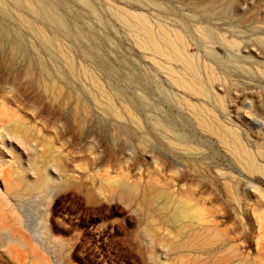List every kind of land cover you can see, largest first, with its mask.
I'll return each instance as SVG.
<instances>
[{"label":"rangeland","instance_id":"374dc122","mask_svg":"<svg viewBox=\"0 0 264 264\" xmlns=\"http://www.w3.org/2000/svg\"><path fill=\"white\" fill-rule=\"evenodd\" d=\"M3 1L0 264H264V0ZM120 10L180 31L191 68Z\"/></svg>","mask_w":264,"mask_h":264},{"label":"bare ground","instance_id":"6f19581e","mask_svg":"<svg viewBox=\"0 0 264 264\" xmlns=\"http://www.w3.org/2000/svg\"><path fill=\"white\" fill-rule=\"evenodd\" d=\"M20 3L26 7L29 11H31L32 13H34L36 16L40 17L41 19H49V21H54V19H51L50 16V8L43 2V1H39V2H34L33 0H19ZM118 8V7H117ZM0 11L3 12L4 14H10L9 9L6 7L5 3L3 0H0ZM118 17L124 21V23L129 27V30L132 32V34L134 35L135 39H137L138 43L141 44L142 48H145L146 50H151L153 52V54L155 55H161L160 57H164L167 56L170 59H176V60H181L184 64H186L188 67H190L189 64H191V62L189 63V56L191 57V54L188 55V53H184L187 49L185 48L184 45V41H183V36L182 34L176 32L173 35H169L167 31H160V35L157 36V31L155 32L153 30V27H151V23H148L147 16L143 13H139L137 12H132L131 10L127 11V10H120L119 12H117ZM22 20L24 21V23L31 28L34 31L38 32V35L42 41V43L44 44V46L46 48L49 49H55L58 51H61V46L59 44L58 40H55L53 37L47 35L46 33H44L42 30H38V28L34 25V23L27 18H22ZM58 21L60 22V17L58 19ZM161 28V27H160ZM163 28V27H162ZM172 28V27H171ZM200 28V27H199ZM5 32H9L10 31H5ZM187 42V41H186ZM62 52V51H61ZM149 56V55H148ZM66 57V64L69 68V70L71 72L75 71L76 68V63L74 61V59L71 56H68V54L65 56ZM162 57V58H163ZM166 57V58H167ZM193 58V57H192ZM191 58V59H192ZM152 59V58H151ZM190 59V60H191ZM154 60V59H153ZM157 61V60H156ZM179 62V61H178ZM158 63V62H157ZM181 64V63H180ZM183 64V65H184ZM194 64V63H193ZM163 65L166 66V64L163 63ZM168 65V64H167ZM172 66V65H171ZM167 67V66H166ZM170 67V66H169ZM168 67V68H169ZM183 67V66H182ZM191 68V67H190ZM197 69V68H196ZM192 70V69H191ZM211 70V69H210ZM86 71V70H85ZM167 71V69H166ZM174 71V70H173ZM194 71V70H193ZM197 71V70H196ZM88 73V72H87ZM175 73V72H174ZM74 74V73H73ZM183 74V73H182ZM192 74V73H190ZM200 74V73H199ZM178 75V74H177ZM184 75V74H183ZM181 76V75H180ZM171 77V76H170ZM201 78V77H200ZM93 79V77H92ZM91 79V80H92ZM191 80V79H190ZM94 81V79H93ZM173 82V81H172ZM193 82V81H192ZM177 82H174V84ZM178 84V83H177ZM193 84V83H192ZM196 84V83H194ZM176 85V84H175ZM205 85V84H204ZM97 87H99V91L100 93L103 94V91L101 90L104 87H100L99 85H97ZM179 87V86H178ZM203 87V86H202ZM206 87V86H205ZM185 88V87H184ZM191 88V87H190ZM193 89H191L192 91ZM189 91V90H188ZM194 93H196L195 91H192ZM198 93V92H197ZM196 93V94H197ZM207 93V92H206ZM208 94V93H207ZM105 95V94H104ZM101 96V95H100ZM185 97V96H184ZM102 98V97H101ZM102 99H104V105L107 109H112L114 110V106H113V101L111 97L108 96H104ZM190 102V101H189ZM98 103V102H97ZM191 103V102H190ZM193 105V104H192ZM130 110V109H129ZM203 111V110H202ZM131 114V113H130ZM199 114V113H198ZM132 116V115H131ZM134 116V115H133ZM207 117V116H206ZM119 118V117H118ZM135 118V117H134ZM201 119H203V117H200ZM211 120V119H210ZM198 121V120H197ZM203 121L205 122V120L203 119ZM212 121V120H211ZM201 122V121H200ZM198 123V122H197ZM201 124V123H200ZM207 124L206 122L204 123V125ZM207 126V125H205ZM212 126V125H211ZM208 128V126H207ZM210 129V126H209ZM225 129V128H224ZM207 130V129H206ZM205 130V131H206ZM211 130V129H210ZM213 130V128H212ZM218 130V129H217ZM208 131V130H207ZM214 132V131H213ZM225 132V131H224ZM212 133V131L210 132ZM229 133V132H228ZM214 134V133H213ZM227 134V133H226ZM219 136V132L217 134ZM223 135V133H222ZM231 135L230 133L228 134V136ZM234 135V134H233ZM236 138V137H235ZM227 139V138H226ZM237 139V138H236ZM221 140V139H220ZM223 142L224 139L222 138ZM221 140V141H222ZM228 141V140H227ZM232 141V140H231ZM239 141V140H238ZM174 143V142H173ZM225 143V142H224ZM228 143L226 142V145ZM171 145V144H170ZM176 145V144H175ZM181 145V144H180ZM178 147V146H177ZM233 147V146H232ZM229 148V147H227ZM242 148V147H241ZM230 149V148H229ZM234 149V148H233ZM242 150V149H241ZM231 151V150H230ZM235 151V150H234ZM233 151V152H234ZM243 151V150H242ZM247 152V151H246ZM236 154V153H235ZM247 155V154H246ZM233 156V155H232ZM249 158V156H248ZM254 161V160H253ZM253 166V165H252ZM260 172V170H259ZM45 183V182H44ZM32 191V190H31ZM30 194V193H29ZM152 200V199H151ZM149 202V201H148ZM151 203V202H150ZM149 203V204H150ZM147 206V205H146ZM4 207V206H3ZM157 211H159L160 213H164V214H172V220L173 221H179L182 216H185L187 211L186 209L179 207V206H175L173 204H171L170 201H167L164 205H162L161 207L156 206L155 208ZM152 210V209H151ZM154 210V209H153ZM21 211V210H20ZM154 211V212H157ZM4 213V212H3ZM22 213V212H21ZM24 214V213H23ZM158 214V213H157ZM189 214V212H188ZM4 216V215H3ZM163 216V215H161ZM165 216V215H164ZM169 216V215H168ZM3 218V217H2ZM1 218V219H2ZM6 218V217H5ZM170 218V217H169ZM8 219V218H7ZM186 220V219H185ZM181 224V223H180ZM9 227V226H8ZM178 227V226H177ZM6 229V227H4ZM11 228V227H10ZM187 229L189 227H186ZM11 230V229H10ZM179 230V229H178ZM183 232V231H182ZM187 234V233H186ZM42 235V234H41ZM57 239V238H56ZM41 241V240H40ZM10 243V242H9ZM60 243V242H59ZM30 247H34V246H30ZM36 248V247H35ZM34 250L33 248L31 249V253L34 254V256L38 258L39 253L41 254V252ZM28 253V252H27ZM38 253V254H37ZM41 258V256H39ZM35 259L38 261V259ZM39 258V259H41ZM45 258V257H44ZM43 258V259H44ZM36 261V262H37ZM35 262V261H34ZM42 262V261H40ZM39 263V262H38ZM43 263V262H42ZM45 263V262H44ZM34 264V263H33ZM37 264V263H36ZM46 264V263H45Z\"/></svg>","mask_w":264,"mask_h":264}]
</instances>
